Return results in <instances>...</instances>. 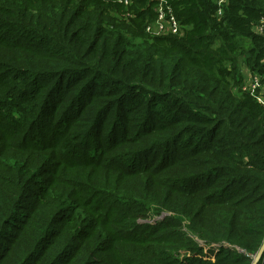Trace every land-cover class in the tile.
<instances>
[{"label":"trees","instance_id":"1","mask_svg":"<svg viewBox=\"0 0 264 264\" xmlns=\"http://www.w3.org/2000/svg\"><path fill=\"white\" fill-rule=\"evenodd\" d=\"M164 1L0 0V264L259 255L264 0Z\"/></svg>","mask_w":264,"mask_h":264},{"label":"built area","instance_id":"2","mask_svg":"<svg viewBox=\"0 0 264 264\" xmlns=\"http://www.w3.org/2000/svg\"><path fill=\"white\" fill-rule=\"evenodd\" d=\"M107 1H115L124 4L125 6H129L131 4V0H107ZM159 6L157 8V18L152 23L146 27V32L153 36H161L167 35L171 33L173 35H180L182 33L180 23L177 18L171 13L170 7H165L164 0H158ZM226 3V0H218V12L219 16L223 14V7ZM258 33L264 36V19H262L256 27ZM251 76V77H250ZM248 79L249 85L246 90L250 91V94L256 98L257 102L264 105V89L262 84H260L261 78L258 75H250ZM262 89L261 92L259 89Z\"/></svg>","mask_w":264,"mask_h":264},{"label":"rangeland","instance_id":"3","mask_svg":"<svg viewBox=\"0 0 264 264\" xmlns=\"http://www.w3.org/2000/svg\"><path fill=\"white\" fill-rule=\"evenodd\" d=\"M240 66H242L241 67V70H240V72H241V75L243 76V77H245L246 76V86H244L243 87V90L245 89L246 90V88L248 87V85H249V82H248V79H250L249 78V76H250V73H249V70H248V68L246 67V66H244L243 64H241ZM251 77V76H250ZM260 78H261V76H260ZM262 86V85H261ZM264 89V88H263ZM244 90V91H245ZM259 103V102H258Z\"/></svg>","mask_w":264,"mask_h":264},{"label":"water","instance_id":"4","mask_svg":"<svg viewBox=\"0 0 264 264\" xmlns=\"http://www.w3.org/2000/svg\"><path fill=\"white\" fill-rule=\"evenodd\" d=\"M264 253V243H263V248L260 251L259 255L256 257L255 261L252 264H257L258 260L263 256Z\"/></svg>","mask_w":264,"mask_h":264},{"label":"bare ground","instance_id":"5","mask_svg":"<svg viewBox=\"0 0 264 264\" xmlns=\"http://www.w3.org/2000/svg\"><path fill=\"white\" fill-rule=\"evenodd\" d=\"M107 1V0H106Z\"/></svg>","mask_w":264,"mask_h":264}]
</instances>
